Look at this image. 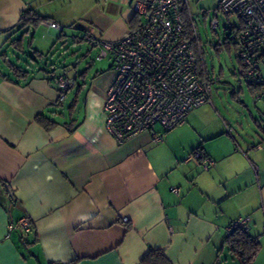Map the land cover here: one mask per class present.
Segmentation results:
<instances>
[{
    "label": "crops",
    "instance_id": "1",
    "mask_svg": "<svg viewBox=\"0 0 264 264\" xmlns=\"http://www.w3.org/2000/svg\"><path fill=\"white\" fill-rule=\"evenodd\" d=\"M134 1L0 0V264H144L151 250L169 264H229L236 258L224 238L241 216L260 242L251 264H264V136L248 141L213 103L212 91L210 103L191 110L160 141L144 131L117 143L102 112L112 69L94 75L89 87L84 74L79 83L61 74L73 85L60 99L59 74L24 68L26 49L33 64L45 61L54 41L68 36L122 38L135 20ZM184 8L190 34L191 23L196 27ZM26 9L47 20L28 28L24 53H17L10 44L23 33ZM8 61L27 75L10 76ZM242 67L239 59L240 77ZM257 73L264 80V55ZM247 85L254 103L264 99L260 85ZM39 115L53 124L44 127ZM252 119L264 133L261 118ZM194 151L213 164L203 169L191 159ZM23 217L28 231L9 229Z\"/></svg>",
    "mask_w": 264,
    "mask_h": 264
},
{
    "label": "built area",
    "instance_id": "2",
    "mask_svg": "<svg viewBox=\"0 0 264 264\" xmlns=\"http://www.w3.org/2000/svg\"><path fill=\"white\" fill-rule=\"evenodd\" d=\"M187 4L188 0H135L134 23L122 38L105 41L87 34V41L98 48V58L112 59L114 77L102 112L104 128L117 143L144 131L151 132L153 141H160L163 132L183 123L191 110L210 103L212 85L202 62L201 44L193 24L188 34L183 23L181 7ZM217 8L240 19V25L226 29L225 39L243 65V81L260 85L258 97L264 95V80L257 73L258 60L264 55V0H218ZM188 17L191 20L192 15ZM45 24L61 29L55 22ZM210 25L216 29V17ZM55 83L60 99L73 85L65 75L58 76ZM191 159L203 169L213 164L197 151ZM247 221L234 220L227 231L232 227L248 229ZM13 228L28 231L30 221L23 217L9 226Z\"/></svg>",
    "mask_w": 264,
    "mask_h": 264
},
{
    "label": "rangeland",
    "instance_id": "3",
    "mask_svg": "<svg viewBox=\"0 0 264 264\" xmlns=\"http://www.w3.org/2000/svg\"><path fill=\"white\" fill-rule=\"evenodd\" d=\"M217 7L218 0H188V9L192 14L201 43L202 60L207 76L212 81L211 99L214 104H217L219 110L222 108L225 113L226 109L231 119L241 125L243 135L248 141L257 143L264 133L255 124L252 115L255 118H261L259 125L264 127V115L258 117L259 111H264V99L253 102L248 85L237 74L239 59L235 49L225 39L226 29L240 25V19L234 14L223 13ZM214 17L218 22L215 30L210 25ZM53 45L45 61L38 60L34 64L28 57L33 56L32 51L26 49L24 60L29 66H22L25 69L37 70L36 67L39 65L49 71V74L55 73L57 76L65 73L75 78L78 83L82 80L80 75L84 73L83 80L87 87L92 84L93 76L97 73L101 75L111 73L112 59L110 57L98 58V48L93 47L88 41H75L73 37L68 36L62 42L54 41ZM67 102L68 99H66L65 107ZM244 217L246 216H241V218ZM228 263L240 264L235 259H229Z\"/></svg>",
    "mask_w": 264,
    "mask_h": 264
},
{
    "label": "trees",
    "instance_id": "4",
    "mask_svg": "<svg viewBox=\"0 0 264 264\" xmlns=\"http://www.w3.org/2000/svg\"><path fill=\"white\" fill-rule=\"evenodd\" d=\"M181 13L183 18L184 26L187 28L189 32V23L186 15V9L184 6L181 7ZM47 20V18L41 16L33 9H26L21 14V25L18 30H23V33L19 38L15 39L10 45L17 53H24V47L22 43V36L24 33L28 31L29 27H35L40 22ZM62 33L58 34V37H61ZM82 39H85L83 36ZM5 62V61H4ZM6 66L10 72V76L19 79L23 78L27 75L28 71L23 69L22 67L16 65L15 63L8 61L6 62ZM84 74V73H82ZM259 89L261 86H258ZM37 121L44 125V127L48 128L53 124L51 120H49L44 115H39L37 117ZM233 221L229 223L230 227ZM15 225V224H13ZM224 242L228 247L229 252L236 260L239 261L240 264H251V260L257 253L260 242L258 241L256 236L251 235L248 232V229H244V227H232L231 230L226 231ZM142 263L144 264H169V261L163 256L162 252L159 250H151L147 255L142 259Z\"/></svg>",
    "mask_w": 264,
    "mask_h": 264
}]
</instances>
